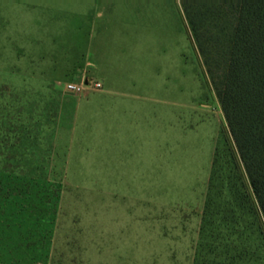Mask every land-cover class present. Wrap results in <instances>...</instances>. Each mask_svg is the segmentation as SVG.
<instances>
[{"label": "rangeland", "instance_id": "rangeland-1", "mask_svg": "<svg viewBox=\"0 0 264 264\" xmlns=\"http://www.w3.org/2000/svg\"><path fill=\"white\" fill-rule=\"evenodd\" d=\"M110 5L157 12L142 50L167 52L170 82L191 90L190 108L160 106L153 123L156 148L169 150L156 188L126 187L102 119L78 116L107 86L89 27ZM24 9L0 45V264H264V224L180 0H25Z\"/></svg>", "mask_w": 264, "mask_h": 264}, {"label": "crops", "instance_id": "crops-1", "mask_svg": "<svg viewBox=\"0 0 264 264\" xmlns=\"http://www.w3.org/2000/svg\"><path fill=\"white\" fill-rule=\"evenodd\" d=\"M24 5L25 0H0V45L11 44L15 33L10 30L21 28V21L25 20ZM100 8L94 12V20L90 22L92 42L89 52L93 54L92 59L97 62L100 75L107 86L102 92L101 102L84 101L79 104L78 116L88 115L102 119L106 138L108 136L112 142L109 150L118 149L117 154L107 155L119 157V173L122 182L128 183L125 184L126 187H134L130 184L131 181L141 183L148 180L149 187L156 188L159 167L163 166L159 158L165 153L169 154V150L160 152L156 148L157 129L156 134H153V123L158 122L160 106L190 108L191 90L170 82L174 71L169 72L164 68L169 62L167 52L155 57L153 50L145 53L142 50L144 30L159 24L157 12L147 10L141 5H110ZM27 14L29 15V11ZM165 18L162 17L163 20ZM3 50L1 48V52ZM160 59L162 60L159 61ZM118 60L121 62L120 79L113 74L118 67ZM139 61L143 63L141 68L135 63ZM142 69L147 70V75ZM154 76H158V81L153 79ZM184 76L183 72L182 77ZM84 109L91 111L82 114L81 110ZM117 129L119 132H116ZM137 173L141 175L132 176Z\"/></svg>", "mask_w": 264, "mask_h": 264}, {"label": "trees", "instance_id": "trees-1", "mask_svg": "<svg viewBox=\"0 0 264 264\" xmlns=\"http://www.w3.org/2000/svg\"><path fill=\"white\" fill-rule=\"evenodd\" d=\"M180 3L243 165L245 196L264 224V0Z\"/></svg>", "mask_w": 264, "mask_h": 264}, {"label": "built area", "instance_id": "built-area-1", "mask_svg": "<svg viewBox=\"0 0 264 264\" xmlns=\"http://www.w3.org/2000/svg\"><path fill=\"white\" fill-rule=\"evenodd\" d=\"M86 87H88V86H84L83 84L82 85H78V84H68L67 89H68V91L73 92V93H80ZM100 87H101V84L100 83H96L95 84V88H100Z\"/></svg>", "mask_w": 264, "mask_h": 264}, {"label": "water", "instance_id": "water-1", "mask_svg": "<svg viewBox=\"0 0 264 264\" xmlns=\"http://www.w3.org/2000/svg\"><path fill=\"white\" fill-rule=\"evenodd\" d=\"M85 84H86V85H88V84H89V80H88V79L85 81Z\"/></svg>", "mask_w": 264, "mask_h": 264}]
</instances>
